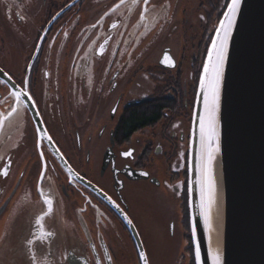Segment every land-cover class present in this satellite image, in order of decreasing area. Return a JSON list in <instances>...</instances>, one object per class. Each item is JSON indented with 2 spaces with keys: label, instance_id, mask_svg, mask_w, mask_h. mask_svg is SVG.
I'll return each mask as SVG.
<instances>
[{
  "label": "flooded vegetation",
  "instance_id": "flooded-vegetation-1",
  "mask_svg": "<svg viewBox=\"0 0 264 264\" xmlns=\"http://www.w3.org/2000/svg\"><path fill=\"white\" fill-rule=\"evenodd\" d=\"M227 3L0 0V116L19 109L0 127V264H196L193 124Z\"/></svg>",
  "mask_w": 264,
  "mask_h": 264
},
{
  "label": "water",
  "instance_id": "water-1",
  "mask_svg": "<svg viewBox=\"0 0 264 264\" xmlns=\"http://www.w3.org/2000/svg\"><path fill=\"white\" fill-rule=\"evenodd\" d=\"M203 115L199 90L189 169L190 220L194 248L200 247L199 264H213L217 251L221 264H264V0H242L228 47L218 113L221 205L215 230L214 224L206 229L200 208L196 165Z\"/></svg>",
  "mask_w": 264,
  "mask_h": 264
},
{
  "label": "snow or ice",
  "instance_id": "snow-or-ice-1",
  "mask_svg": "<svg viewBox=\"0 0 264 264\" xmlns=\"http://www.w3.org/2000/svg\"><path fill=\"white\" fill-rule=\"evenodd\" d=\"M120 2L123 3L124 0H120ZM143 3L147 5L149 0H143ZM241 3L242 0H229V3L225 5L226 11L223 13V18L218 21L215 28V37L211 40V46L207 50V59L203 64V71L199 81L200 92L203 98L204 115L199 118L200 151L196 167L200 173V180L198 181L200 184V208L206 229H212L213 209L218 207L219 202L218 184L213 168V161L216 159L215 154L220 151L218 134L220 91L224 78V67L228 56V47L232 32L237 24L238 15L241 11ZM144 11H147V8ZM171 66H174V64ZM2 71L0 69V72ZM22 84L27 86L28 81H23ZM13 96L17 101L22 96H28L29 99L32 98L30 93L25 91L24 88L13 93ZM18 112L19 109L13 107L6 116H0V127L3 126L5 120L14 114H18ZM37 134L39 135V130ZM47 139L51 141L50 136ZM131 154V151L123 153L124 156H131ZM41 157H43V153H41ZM2 174L7 176V170ZM41 179H43V173L41 174ZM41 195L43 196L42 192ZM43 202L48 205V211L37 217V225H41L44 216L51 213L52 201L50 199H44ZM193 233H195V226H193ZM33 243L34 241L31 239L27 241L28 245H32ZM140 258L146 260L143 253H141ZM195 258L199 264V245L195 248ZM213 264H221V257L218 251L213 255Z\"/></svg>",
  "mask_w": 264,
  "mask_h": 264
},
{
  "label": "bare ground",
  "instance_id": "bare-ground-1",
  "mask_svg": "<svg viewBox=\"0 0 264 264\" xmlns=\"http://www.w3.org/2000/svg\"><path fill=\"white\" fill-rule=\"evenodd\" d=\"M216 155V159L213 161V168H214V171H215V175H216V178H217V184H218V192H219V195H221V192H220V189H221V186H219V176H220V163H219V155L218 153L215 154ZM219 205H221V200H219ZM218 214H219V208H214L213 209V227H214V230L216 229V225H215V221L218 220Z\"/></svg>",
  "mask_w": 264,
  "mask_h": 264
}]
</instances>
